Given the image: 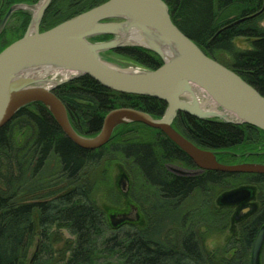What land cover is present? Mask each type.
Here are the masks:
<instances>
[{"label": "trees", "instance_id": "1", "mask_svg": "<svg viewBox=\"0 0 264 264\" xmlns=\"http://www.w3.org/2000/svg\"><path fill=\"white\" fill-rule=\"evenodd\" d=\"M37 1L0 0V20L12 5ZM105 1L53 0L41 30ZM165 2L181 31L264 96V0ZM18 15L22 22L17 35L0 45V51L26 32L31 14L19 10L12 17ZM237 38L250 39L251 47L239 48ZM114 51L148 69L163 63L142 47ZM219 53L229 60L219 59ZM54 93L65 104L73 127L86 136L96 135L113 109L131 107L160 117L167 107L155 97L111 90L89 75L60 85ZM173 124L207 150L240 147L245 153L259 150L264 142V131L249 124L202 120L183 112ZM230 154L222 157L236 156ZM115 160L123 161L133 176L132 197L144 224L110 225L105 210L95 202L99 184ZM173 164L194 166L157 128L125 124L106 145L87 150L65 135L43 104L24 106L0 128V264H251L255 238L264 226V175L216 170L179 175L168 168ZM243 184L257 187L258 204L236 220L237 234L225 246L211 248L208 241L215 224L223 221L225 232L232 216L231 206H219L217 198Z\"/></svg>", "mask_w": 264, "mask_h": 264}, {"label": "water", "instance_id": "2", "mask_svg": "<svg viewBox=\"0 0 264 264\" xmlns=\"http://www.w3.org/2000/svg\"><path fill=\"white\" fill-rule=\"evenodd\" d=\"M52 2L14 4L0 24L1 34L15 11L32 14L24 35L0 51V128L24 106L38 102L52 113L66 136L87 150L106 145L120 125L138 122L161 130L191 158L198 171L264 175V163L224 164L218 152L197 146L175 128L174 120L183 112L202 120L249 124L264 131V96L181 31L165 0H107L42 31L43 18ZM142 32H150L156 39H144ZM100 35L114 37L95 41ZM127 47L148 49L163 63L156 69L123 67L104 55L106 51ZM61 71L72 74L59 79L47 77ZM84 75L114 91L158 98L166 102V110L156 117L131 107L113 109L96 135H82L73 127L67 108L54 89ZM48 83L52 85L47 86ZM195 89L211 98L217 110L203 105ZM168 168L179 175L195 173L175 165ZM251 197L250 188L240 187L221 194L219 202L237 205ZM251 209L253 206L241 209L235 219ZM112 223L118 224L115 219ZM263 245L264 226L255 238L251 264H260Z\"/></svg>", "mask_w": 264, "mask_h": 264}, {"label": "rangeland", "instance_id": "3", "mask_svg": "<svg viewBox=\"0 0 264 264\" xmlns=\"http://www.w3.org/2000/svg\"><path fill=\"white\" fill-rule=\"evenodd\" d=\"M4 17L5 16H3L2 19L0 20V24L2 23ZM21 22H22L21 17L19 15L18 17L11 16V18L6 23L5 28L3 29V31L7 30L6 33L3 34L4 32L2 31V33L0 34V45H2L3 43L5 44L10 40L12 41L15 38V36L17 35L16 28H18ZM41 29H42V25H41ZM110 36L111 37L107 40H110L114 37L113 35ZM102 41H106V40H102ZM235 44L239 48L248 49L251 47V40L247 38H237L235 40ZM104 55L106 58L112 61L113 64L117 66L148 69L146 66L136 63L118 54L114 50L106 51L104 52ZM218 57L219 59L225 62L229 60V56L227 54L219 53ZM62 76H63L62 73H58V74L48 75L47 77L59 79ZM251 134H253L254 136H259L254 130H251ZM258 149L259 150L257 151H249V152L247 151L244 153L241 152L240 147H237L235 150L232 151L230 150L229 152V154L231 153L230 155L233 154L236 155L234 158H231V156L230 158L229 156L222 158L224 161L230 162L232 164L243 163L246 162V160L260 161L264 159V142L258 147ZM103 179L105 181L99 184V187L96 191L95 202L105 210L110 225H113L112 219H115L118 222L117 225L127 221L140 225L144 224L145 217L142 213V210L138 205V203L132 197L133 186H134L133 176L129 172L123 161L115 160L113 163H111V165L108 168L107 174L104 175ZM240 187L250 188L252 191V197L251 199L245 201L244 203H240L237 206L231 207L232 216L229 218L230 223L228 226H226L227 229L225 230V232H222V228L223 226H225V223L221 220L217 221L214 229L211 232L212 235L208 241V244L211 248L219 249L225 246L229 242V240L237 234L236 227L238 222L236 221L235 216L239 214L240 208L242 207L246 208L248 207L247 204L250 203H254L256 205L258 204L257 201L253 202V197L256 196V191H257V187L255 185L243 184L237 188ZM220 197L221 195L217 198L216 202L219 206H222V204L219 202ZM249 212L251 211H248V213ZM64 234L65 237L70 236L67 231H65ZM33 253H34V249L31 251V254Z\"/></svg>", "mask_w": 264, "mask_h": 264}, {"label": "flooded vegetation", "instance_id": "4", "mask_svg": "<svg viewBox=\"0 0 264 264\" xmlns=\"http://www.w3.org/2000/svg\"><path fill=\"white\" fill-rule=\"evenodd\" d=\"M21 11H24V10H21ZM15 12H17V11H15ZM14 12V13H15ZM24 12H28V11H24ZM30 13V12H29ZM7 14V13H6ZM5 14V15H6ZM31 14V13H30ZM13 14H11V16H12ZM11 16L9 17V19L11 18ZM8 19V20H9ZM5 28V27H4ZM216 152H218L217 153V155H218V158H219V160L222 162V163H224V164H232V163H230V162H225L223 159H222V156L224 155V154H227V153H229L230 151L229 150H225V151H216ZM260 153H262V152H260ZM259 154V153H258ZM255 162V163H263V162H261V161H256V160H246V162ZM194 164V163H193ZM173 165H175V166H177V167H180V168H183V169H186V170H190V171H195V173L194 174H198V173H201L202 171H198L199 170V168L194 164V166L193 167H191V168H187V167H184V166H181V165H177V164H173ZM204 171V170H203ZM194 174H192V175H194ZM256 196L255 197H253V202H255L256 200ZM238 205V204H237ZM237 205H224V206H231V207H233V206H237ZM248 205V207L250 208V207H252L253 206V208H254V205H256V204H254V203H250V204H247ZM241 209H243V207L242 208H240V210ZM249 211H253V209H251V210H249ZM251 212H249V213H251ZM248 213V214H249ZM247 215V214H246Z\"/></svg>", "mask_w": 264, "mask_h": 264}, {"label": "bare ground", "instance_id": "5", "mask_svg": "<svg viewBox=\"0 0 264 264\" xmlns=\"http://www.w3.org/2000/svg\"><path fill=\"white\" fill-rule=\"evenodd\" d=\"M143 34L145 35H142L144 37V39L148 38V39H151V38H154L156 39L153 34H151L150 32H142ZM142 37V38H143ZM57 72V71H56ZM62 74H63V77H67L69 76L70 74H72L71 72H66V71H61ZM39 76V75H38ZM42 76V75H40ZM52 84L51 83H48L47 86H51ZM195 95L199 98V100L201 101V103H203V105L207 106V107H211L212 109H215L217 110V107L216 105L212 102L211 98L207 97L206 95L203 94V92L200 90V89H195Z\"/></svg>", "mask_w": 264, "mask_h": 264}]
</instances>
